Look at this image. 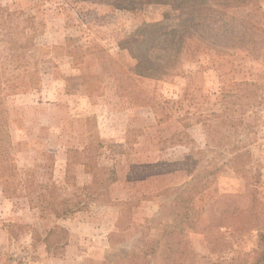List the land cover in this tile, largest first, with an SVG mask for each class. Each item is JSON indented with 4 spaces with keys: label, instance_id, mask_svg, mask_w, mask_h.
Returning a JSON list of instances; mask_svg holds the SVG:
<instances>
[{
    "label": "rangeland",
    "instance_id": "374dc122",
    "mask_svg": "<svg viewBox=\"0 0 264 264\" xmlns=\"http://www.w3.org/2000/svg\"><path fill=\"white\" fill-rule=\"evenodd\" d=\"M184 1L0 0V264H118L201 179L250 227L190 232L185 264H264V0Z\"/></svg>",
    "mask_w": 264,
    "mask_h": 264
},
{
    "label": "trees",
    "instance_id": "16d2710c",
    "mask_svg": "<svg viewBox=\"0 0 264 264\" xmlns=\"http://www.w3.org/2000/svg\"><path fill=\"white\" fill-rule=\"evenodd\" d=\"M173 1L177 4V6L183 5L185 2L184 0ZM2 17L5 18V21L2 24V29H4L2 35L6 43L9 45V50L18 53L21 50L27 49V47L23 46L21 44L22 42L17 39L21 36V34L24 35L26 33V28H19L20 25L18 24L15 26L11 19L12 14L9 12L7 15H2ZM199 19L202 20L201 18ZM25 21L28 22V20H24V22ZM195 26L197 25H194V27ZM194 27H191V32L189 30H165L164 33L166 40L181 38V41H179L181 46L184 38H187V34L193 35L196 33V35H198L197 32H194ZM152 36H154V34ZM30 41L32 42V37H30ZM172 49H174V47H172L171 50ZM173 51L174 53L172 54L170 49L164 50L165 55L163 56V59L160 60L163 63V65H160L164 71L163 73H166L170 69L171 63L176 61V58L179 56L180 50ZM153 61H155V59H153ZM226 97L235 98L238 96L226 95ZM230 119L231 118L227 117L223 123L224 126L229 125ZM238 157L239 155L232 159V161L237 160ZM69 169H71V166ZM202 181L203 179L196 180L186 185L177 198L168 207L164 208L163 214L154 220L152 224L145 227V230L155 229V234L152 235L150 232H142V238L140 239L142 241L141 245L126 255L118 256V264H153V261L157 257V253L159 251L161 256L164 258V264H185L186 259H193L195 255L188 240V234L190 232H199L205 227L209 228H205V231H208L216 226L220 227V225H226L229 228H235L237 225L238 227L241 226L242 228L250 227V225H248L249 222L244 223L243 215L244 212H246V209L242 207L235 208L233 206L234 201H232V196L220 194L212 195L208 198V203L204 209L198 208L195 205V200L198 196H202L206 189V187L202 188L199 186V183ZM100 186H108V183H103ZM97 189V187H91L90 190H92L93 193L96 192ZM83 205L85 204L80 202L76 205H73V208H70V206L68 207V205H66L64 202H58L55 204V206H53V210L58 211L56 215L66 216L76 212L77 209H79V206ZM225 205L228 206L227 209H223L222 206ZM132 209V202H126V204H122V209L120 212L121 215L118 219V230H121L123 226L129 224L127 213L132 211ZM217 210L221 218H216L214 216ZM220 219H222L223 222L219 224L217 223L218 225H216L215 222L220 221ZM255 228L258 231L262 229L259 225ZM262 242H264V233H260L259 246H261ZM261 256H264V252L261 254Z\"/></svg>",
    "mask_w": 264,
    "mask_h": 264
}]
</instances>
